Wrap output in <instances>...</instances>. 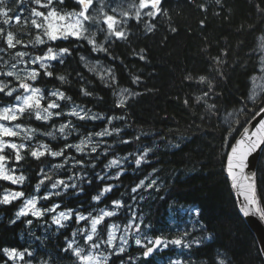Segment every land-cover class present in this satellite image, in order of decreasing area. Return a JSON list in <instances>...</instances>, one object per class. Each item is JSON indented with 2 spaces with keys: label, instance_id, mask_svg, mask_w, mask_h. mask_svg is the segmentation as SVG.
Returning <instances> with one entry per match:
<instances>
[{
  "label": "trees",
  "instance_id": "obj_1",
  "mask_svg": "<svg viewBox=\"0 0 264 264\" xmlns=\"http://www.w3.org/2000/svg\"><path fill=\"white\" fill-rule=\"evenodd\" d=\"M2 9L8 13V22L1 21L0 47L10 57L20 50L41 57L49 48L67 49V54L61 62L38 70L34 85L43 92L44 106L59 105L58 116L45 121L26 109L15 120L32 132L31 141L20 152L22 158L14 161L9 155V165L15 166L24 182L17 186L0 180V197L7 191L29 196L37 186L44 195L59 179L70 186L62 194L42 199L45 206L60 205L61 210L90 215L102 209L116 213L102 221L98 234L87 243L75 219L61 226L49 215L19 218L20 201L3 203L0 264L8 261L5 249L45 264H80L68 248L75 240L83 244L82 253L96 250L106 256V264H264L225 174L230 145L264 107V93L255 103L248 97L249 79L258 65L256 41L264 30V0H160L153 15L129 17L126 36L111 39L96 52L74 38L49 40L44 18L32 14L34 9L45 16L52 9L61 15L79 11L76 0H52L49 7H40L35 0H4ZM6 29L15 36L13 48L7 44ZM37 38L44 41L42 45ZM82 57L101 61L114 80L91 73ZM3 79L8 88L19 87V81ZM121 89L133 94L123 104L117 99ZM54 92L63 93L64 98ZM18 94L0 92V104H14ZM72 106L85 109L95 120L69 115L66 111ZM64 123L68 127L63 134L54 131ZM233 128L236 131L229 135ZM105 131L111 135H98ZM86 137H91L96 150H74ZM41 142L61 155L46 152L33 157V148ZM113 160L120 166H110ZM141 181L148 187L134 192ZM256 181L264 210V153ZM106 187L111 190L101 196ZM96 196L100 199L94 200ZM128 218L135 219L139 231L130 238L129 247L117 254L106 242L108 226L111 222L125 225ZM136 237L142 244L156 237L180 238L183 244H169L144 258L145 248L135 245ZM94 243L99 247H93Z\"/></svg>",
  "mask_w": 264,
  "mask_h": 264
},
{
  "label": "snow or ice",
  "instance_id": "obj_2",
  "mask_svg": "<svg viewBox=\"0 0 264 264\" xmlns=\"http://www.w3.org/2000/svg\"><path fill=\"white\" fill-rule=\"evenodd\" d=\"M4 0H0V4H3ZM35 3L38 4L40 7H49L52 4V0H48L47 4H41L40 0H35ZM60 3H63V0H60ZM76 3L80 6V11L78 12H72V13H68L65 15H61L59 14L55 9L50 10L47 15L45 16L43 12L41 11H37V10H33V15L37 16V17H43L47 27L45 29L44 34L48 37L49 40H56L58 38H68V36H75L77 38H79L84 29V25L83 22L81 20V18H83V21H88L89 19H91V17L88 15L89 9L93 4V0H76ZM160 4V0H140V8H148L151 7L152 9H156L158 8ZM2 15H4L6 18L8 16V13L2 12L0 13ZM137 15H139V13H137ZM148 15H153L152 12H149ZM72 17H75L76 19L74 21H72ZM17 21L19 20V17L16 18ZM69 20L72 21L70 23H68L66 26H62V25H58L56 23V21H65V20ZM8 20H5V23H7ZM107 24V27L110 30L114 31V34L117 37H123V33L120 31H115L114 30V25L117 23L116 20L114 19L113 16H106L105 21ZM32 23L34 25H36L38 28L39 27H43V25H39L37 24V22L35 20L32 21ZM37 42L38 43H43V40H40L39 38H37ZM16 43H19V41H17ZM89 43H92L91 40H89ZM7 44L8 46L11 47H15V44L13 43V36L11 33L8 34L7 36ZM62 52H67V49H62ZM18 56H23L24 53H17ZM55 55H53V50L52 48L48 49L47 54L44 57H37V60H46V59H55ZM41 67H47V65L45 64H41ZM39 73L33 71L32 73H30L28 76L26 77H20L18 74H14L13 72L9 71L7 73H4V75H7L9 77L16 75V79L18 81H20L19 83V87L24 89L25 92H31V95L29 96H25L23 97V104L21 106H18L16 108H6L4 109V114L0 115V119H4V120H16L18 118V114H23V112L26 109H39V99H41L42 97H40L38 94L40 93V89L38 88H33L31 87L28 83L23 82L24 80H35L37 75ZM48 75H51V73H47ZM61 80H63V77H60ZM203 80V77L201 78ZM8 88L7 84H0V92H4L5 89ZM16 89L12 88L9 91H7L6 95L8 96H12L13 92H15ZM87 94V93H85ZM53 95H57L58 98L63 99V93H53ZM16 100H21L20 96L16 97ZM253 102L255 103V98H253ZM124 101L121 100V104H123ZM59 107L58 104L56 103H49L47 108L43 109L42 111L44 113H46L45 115L41 116V112L38 110L36 111V118L37 119H44L47 120L49 117H51L52 113L50 111H48V109H52V108H57ZM260 112H264V107H262L260 109ZM71 115H76L79 116L80 119H84V116H81L79 112H76L75 110H73V112L71 113ZM68 127V125H62L60 128V131L63 132L64 129ZM233 131H236V129H231L229 132V135L232 134ZM0 132L3 133V135L5 136H15L16 132L12 131L9 128H3L2 126H0ZM98 135H111L110 132H102V133H98ZM240 138L235 140V143L230 145V151L227 153V161H226V168H227V174L228 176L231 178L232 180V186L234 189H242L241 191V196L243 199V202L240 205V211L243 217L247 218L250 215L254 216L256 219H258L261 224H264V210H262L258 205H259V199L257 198L256 195V186H255V170L254 169H250L248 172H246V169L250 168L251 165V161L249 160V157L252 156L254 153H257L258 151L261 153H264V148L261 147V145H264V121H261L258 125V127L256 128V131H252L249 132L248 129L246 128L243 132H241L240 134ZM82 144H86V142L82 141ZM10 147L13 150L17 149V145L16 144H7L4 145L3 142H0V151H3V147ZM19 147H23V145H20ZM69 147H72L71 145H69ZM77 151H82V147L81 145H76L75 146ZM96 149L93 147L92 151L94 152ZM33 157L39 158V156L43 155V152H36L33 151L32 153ZM147 153H145L146 155ZM53 156H58L61 155V153L56 152V153H52ZM22 157L19 155V152H17L16 155V160L19 161ZM6 157L3 155H0V179L6 180V181H10L11 183L15 184L18 182H22L24 180L23 176H18V177H14L13 175L9 174L8 171L5 169L4 164L2 163L3 161H5ZM143 159V157L139 158L136 160V165L139 166L141 164V160ZM118 162L113 160L110 164V166H115ZM118 178V176H117ZM43 183V180L40 182ZM63 181H57L56 183H54L52 185L53 188L57 187L59 184H63ZM153 183H155V181H153ZM144 184L143 181H141L140 185H138L137 187H142ZM39 187V186H37ZM65 187H67V185H65ZM72 187H75V185H72ZM149 187H151V185H149ZM110 187L109 188H105L103 192L100 193V195L102 196L104 194V192H108L110 191ZM133 191L135 192L136 189L134 188ZM13 198L16 197H20L23 195V193L17 192L12 194ZM47 198V197H45ZM94 200H99L100 196H96L93 197ZM10 199H9V194H5V196L3 197V200H0V203H9ZM26 207L25 209H22L21 212H19L17 215H26L28 214V207L27 206H31L32 208V214L34 216L39 217L40 215H42V213L37 210L35 208L36 205V201L35 200H27L25 201ZM117 207H120V203L119 202H115ZM58 207V206H57ZM55 209H49V211H54ZM197 214H198V210H197ZM115 215L114 212H107L104 211L102 212V214L97 217V218H93L91 221V225H92V233H96L97 231V225L101 223V221L104 219V217H108V216H112ZM71 216V212H60L59 213V218H55L54 219V223L56 224H60L61 219L67 220L69 219ZM78 220H82L85 219V217L83 216H78L77 217ZM14 222V221H13ZM30 223V221H29ZM137 231H139V226H137ZM114 239V232H110L109 236H108V244L109 246H112V241ZM87 240L88 241H92L93 240V235L89 234L87 236ZM124 243H127L126 240H124ZM135 243L138 246L144 247L146 248V250L143 252V256L144 258L149 257L154 251L157 250H163V248H166L169 244L172 245H176V246H181L183 244V240L178 238V239H172V240H166L163 237H156L154 240L150 239L147 241V244H142L140 239H136ZM151 245V246H148ZM93 247H99V245L97 244H93ZM69 249H72L73 254L80 258L81 260V264H102L101 260L98 257H94L91 255H87V256H82V252L83 249H75L73 248L72 244L68 245ZM124 249L123 247H121L119 249V252H123ZM5 252L9 255V257H14V256H19L21 259L23 258V254L22 253H16V252H9L7 249H5ZM119 252L117 254H119ZM29 255H31V253H29ZM107 257L104 258V261H107ZM173 264H177V262H173ZM220 264H224L223 261L220 262Z\"/></svg>",
  "mask_w": 264,
  "mask_h": 264
},
{
  "label": "rangeland",
  "instance_id": "obj_3",
  "mask_svg": "<svg viewBox=\"0 0 264 264\" xmlns=\"http://www.w3.org/2000/svg\"><path fill=\"white\" fill-rule=\"evenodd\" d=\"M130 2H125V1H109V0H93V4L89 9L88 15L91 17V19H89L88 21H83V18H81L83 25H84V31L82 33V35L77 38L79 40H84L88 45H90L94 51H99V50H103L105 47V44L108 42L109 39H112L114 37H117L114 34L113 30H110L107 27V24L104 22L106 16H113L114 19L116 20V24L114 25V30L115 31H120L123 33V37L126 35L124 26L126 25L127 19L129 18V16H132L133 14H137V13H143V14H147L149 12H152V8L148 7V8H140V0L137 3H133V4H129ZM122 9V10H121ZM5 12L3 10H1V13ZM7 12V11H6ZM0 17L2 20H6V17L2 14H0ZM76 18L72 17V21H74ZM69 20H65V21H56V23L58 25H62V26H66L68 23L72 22ZM3 27L2 24L0 22V33L3 32ZM6 34V41H7V36L9 34L8 29L5 30ZM13 36V35H12ZM59 39V38H58ZM13 40H14V36H13ZM89 40L92 41V43H89ZM255 53L257 54V58H258V65L256 68V72L250 77L249 79V93H248V97L249 100L251 102H253V98H255V100H257V98L264 92V30L263 32L258 36L257 41H256V46H255ZM12 48V47H11ZM17 53H24V55L18 56ZM15 58L13 61H10V52H8V50H6V48L4 47H0V84H6L4 79L2 78L4 73H7L9 71L13 72L14 74H18L20 77H26L28 76L30 73H32L33 71L38 72V69H42L44 67H41V64H45V65H50L53 61H57L62 59V57L65 55L64 52H53V55H55V59H46V60H37L34 55H30L28 53H26V51H15ZM46 55V54H45ZM44 55V56H45ZM43 56V57H44ZM82 62L83 64L86 66V68H88L91 73L95 74L97 77H100L103 80H114L113 78V74L112 71L109 67H107L105 64H103L102 62H97L95 60H93L92 58H88V57H82ZM4 77H8L7 75H4ZM16 79V75L12 76ZM33 80H24L23 82L28 83L31 87L36 88L33 84H32ZM15 88L16 91H21L18 96L21 97V100H16L14 104L12 105H2L0 104V115L4 114V109L6 108H16L18 106H21L23 104V97L25 96H29L31 95V92H25L24 89L20 88V87H10L7 90L5 89V92L7 93V91H9L10 89ZM123 91H119L118 92V101L121 102V100H123L124 102L126 100H128L130 97L133 96L132 94V90H124ZM16 91L14 93H16ZM13 93V94H14ZM12 94V95H13ZM40 97H42L41 91L38 94ZM42 99H39V109H35L33 108L34 111H40L41 112V116L45 115L46 113H44L43 107H42ZM48 106V104H47ZM47 106H44L45 108H47ZM53 109L56 108H52V109H48V111H50L52 113L51 117L54 115H58V113H56L55 111H53ZM73 110H75L76 112H79L81 116H84L85 118H89L91 120H95V116L91 113H89L88 111H86L85 109L78 107V106H72L69 110V113L71 115V113L73 112ZM19 115V114H18ZM72 116H76V115H72ZM233 115H228V117H230ZM51 117H49L48 119H50ZM77 118H79V116H76ZM227 118V117H226ZM47 119V120H48ZM4 120V119H3ZM3 120L0 119V126H2L3 128H9L12 131L16 132V135H19L21 137H28L30 136V132L27 129H23V128H19L16 125H10L6 122H3ZM7 122H11L12 120H5ZM63 124L58 125L54 128V131L63 134V132L60 131V128ZM38 133V132H37ZM15 136H5L3 135L2 132H0V142H3L4 145L7 144H16L18 147L16 150H14V152H19L20 145H23L22 148L25 147L24 143H19L16 140H14ZM82 141L86 142V144H82ZM76 145H81L82 148H87L90 147V149L92 150L93 147L96 149L95 143L92 141L91 137H86L83 138L82 140H80ZM73 147L74 150H77L76 147ZM10 147H3V151H0V155H3L6 157L5 161H9L8 157L6 154H4V151ZM12 149V148H10ZM36 152H49V154L52 155L53 151H48L46 147L41 146V148H39L38 150H35ZM53 156V155H52ZM3 161L2 163L4 164L5 169L8 171L9 174L13 175L14 177H18L19 175H16L14 172L11 171V168H9L8 164ZM120 166V162H118L116 164L115 167H119ZM144 182V187H147V184ZM20 183V182H18ZM63 184H59L57 187L53 188L54 190H61L62 192L65 190L64 187H62ZM9 194V199L10 201H16L18 199H22L23 202V207L22 209H25L26 204L25 201L27 200H35L36 201V205L35 208L37 210H39L42 215L44 213H48V212H53L54 214H52V218H59V213L60 212H71V216L70 218H75L76 222H82L85 219L82 220H78L77 217L78 216H83L86 218V216L82 215V213L79 212H75L74 210H57L56 211V207H51L50 209L54 208V211H49V209L47 207L42 206L41 204V196L36 194L32 197L29 198H22V196L20 197H16L13 198L14 193H6ZM5 196V195H4ZM0 200H3V198ZM1 204V203H0ZM28 207V214H32V208L31 206H27ZM21 209V210H22ZM20 210V212H21ZM105 210H103L102 212H104ZM102 212L94 217L97 218L99 217ZM108 212V211H107ZM33 215V214H32ZM20 216V215H19ZM41 216V215H40ZM69 218V219H70ZM105 218V217H104ZM65 221L64 219H61L60 224H62V222ZM92 221V220H90ZM133 222H130L128 226H119L118 224H113L109 227V233L110 232H114V239L112 241V246L110 247H116V251L119 252V249L121 247H123V249H126L129 245V240H130V236L134 233L131 232V226H132ZM90 230H89V234H92V225L90 222ZM109 236V235H108ZM138 239L137 237L135 238V240ZM124 240L127 241V243H124ZM13 252V251H10ZM15 252V251H14ZM17 253V252H16ZM87 255H91L94 257H98L102 264H106L107 261H104L105 256H101L97 253H95L94 251H89L87 252L84 256ZM8 258L12 261V264H45L42 262L39 263H34V262H23V258L21 259L19 256H14V257H9V255L7 254Z\"/></svg>",
  "mask_w": 264,
  "mask_h": 264
},
{
  "label": "water",
  "instance_id": "obj_4",
  "mask_svg": "<svg viewBox=\"0 0 264 264\" xmlns=\"http://www.w3.org/2000/svg\"><path fill=\"white\" fill-rule=\"evenodd\" d=\"M261 121H264V112H259L257 115H255L254 118L244 127V129L241 132H243L246 128L248 129L249 132L256 131V128L258 127V125ZM239 138H240V135H238V137L235 140H237ZM233 143H235V141ZM261 147L264 148V145H261ZM229 151H230V148H229L228 152ZM260 156H261V152H259V151L257 153H254L252 156H250L249 160L252 163L250 165V168L245 170L246 172H248L250 169L255 170V186H256L257 166H258ZM226 161H227V158H226ZM225 174H226L227 180L229 182V186H230L233 198L235 200L237 210H238L240 216L242 217V219L244 220V222L246 223V225L248 226V228L251 230V232H252V234H253L256 242H257V245L259 247V250H260V253L262 256V260L264 262V224H261V222L252 215H250L247 218L242 216L241 211H240V205L243 202V199L241 196L242 189H234L233 188V186H232L233 182L227 174V168H226ZM256 191H257V186H256ZM258 206L260 207V205H258Z\"/></svg>",
  "mask_w": 264,
  "mask_h": 264
}]
</instances>
